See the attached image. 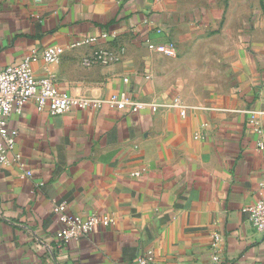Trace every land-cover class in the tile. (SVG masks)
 <instances>
[{"label": "crops", "instance_id": "0c3cea01", "mask_svg": "<svg viewBox=\"0 0 264 264\" xmlns=\"http://www.w3.org/2000/svg\"><path fill=\"white\" fill-rule=\"evenodd\" d=\"M103 30L123 58L83 65L92 48L72 43ZM54 46L59 61L34 62L36 77L157 110L103 104L50 117L30 102L12 113L21 161L0 163V264H137L149 250V264H264V233L245 211L259 197L262 153L241 112L264 108V0H0V65ZM54 202L113 223L63 243Z\"/></svg>", "mask_w": 264, "mask_h": 264}, {"label": "built area", "instance_id": "2783aa9c", "mask_svg": "<svg viewBox=\"0 0 264 264\" xmlns=\"http://www.w3.org/2000/svg\"><path fill=\"white\" fill-rule=\"evenodd\" d=\"M114 34L103 30L97 35H88L76 39L72 45H89L92 48L90 54L82 59V64L90 66L93 64L109 65L121 60L125 54L122 45H103L113 41ZM148 49L164 55H174L175 47L172 42L154 43L147 40ZM64 49L60 46L49 47L42 51L32 50L21 61L14 64L0 65V163L9 161L12 153L15 162H20V155L14 153L16 145L17 130L9 126L8 120L12 113L19 112L27 103H33L39 113H46L53 117L61 115L71 108L94 109L105 104L111 109L127 111L137 114L145 108L156 112V102L143 101L130 97L127 93H115L106 98L92 99L84 96H72L59 90L54 81L48 77L38 78L35 76L32 64L39 59L46 63L59 61ZM177 100V99H176ZM247 114L248 121L252 124L253 131L257 135L256 148L262 153L259 160L258 189L259 197L247 206L248 220L251 226L258 232L264 233V128L259 117L264 115V108L255 110L252 108L242 109ZM184 115V111H181ZM198 138V135H195ZM24 174L29 176L30 170L25 169ZM139 171L133 173L138 176ZM52 212L57 216L61 226L56 237L59 241L66 243L72 239H79L92 234L96 229L107 227L113 223V219L107 215L98 213L77 214L68 210L65 202H54ZM219 233L213 234V244L219 241ZM153 255L149 250L145 255L137 259V264H149Z\"/></svg>", "mask_w": 264, "mask_h": 264}]
</instances>
